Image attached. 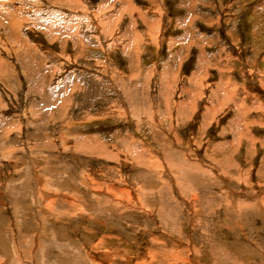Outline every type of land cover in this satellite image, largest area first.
I'll return each instance as SVG.
<instances>
[{"label": "rangeland", "instance_id": "obj_1", "mask_svg": "<svg viewBox=\"0 0 264 264\" xmlns=\"http://www.w3.org/2000/svg\"><path fill=\"white\" fill-rule=\"evenodd\" d=\"M0 264H264V0H0Z\"/></svg>", "mask_w": 264, "mask_h": 264}]
</instances>
